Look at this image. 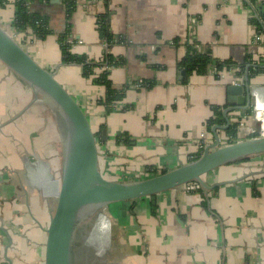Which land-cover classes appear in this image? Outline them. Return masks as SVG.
<instances>
[{"label":"crops","instance_id":"0c3cea01","mask_svg":"<svg viewBox=\"0 0 264 264\" xmlns=\"http://www.w3.org/2000/svg\"><path fill=\"white\" fill-rule=\"evenodd\" d=\"M13 1L8 0L2 8L9 11L6 20L9 26ZM262 1L76 0L69 19L74 40L72 52L86 56L91 62H99L105 52L123 59V63L110 68L109 78L115 87H134L126 89L124 98L108 114L98 102L103 87L92 83L90 77H83L81 65L60 61L58 34L67 26L63 0L39 5L52 29L45 38L32 34L19 36L29 53L36 55L41 65L55 70L56 76L60 74L78 96L76 99L95 123L99 160L114 176L111 179L138 180L154 175L153 171L157 174L190 161L214 141L220 130L224 132L226 128L222 126H226L227 120L230 125L235 123V117L242 119L244 125L238 131V139L254 134L257 124L247 113L250 106L226 110L230 106L229 73L219 78L211 70L205 74H186L179 63L186 45L197 42L200 49H209L214 59L231 60L230 66L239 68L243 64L246 72L251 66L264 67V42L255 39V27L250 21L258 16L256 12L259 14L253 5H261ZM100 14L107 15L111 41L99 34ZM143 80L151 81L152 85L138 86ZM249 82L264 85V71ZM24 85L0 62V124L5 139L0 144L9 155L12 152L11 158L20 155L13 153L7 134L17 130L15 126L19 124L25 126L24 108L31 105L25 104L27 99L21 96L26 89L29 93ZM213 107L222 110L224 124L208 125ZM15 114L14 120L19 121L9 122ZM121 134L126 135L125 139L117 141ZM227 139V135L220 137L222 143ZM43 177L46 191L57 195V181L48 177V183ZM3 181L0 264H10L9 259L16 264L10 253L9 236L13 240V233L7 231L14 215L21 211L14 206L17 199L14 184ZM202 181L192 190L180 186L159 193L155 203L148 197L123 205L113 203L110 208L117 217L118 236L123 238L122 243L115 241V250L122 254L123 264H264V154L221 165L204 174ZM138 208L137 223L127 220ZM105 225L110 229L109 219ZM37 231L40 242L36 252L41 264L44 233L40 227Z\"/></svg>","mask_w":264,"mask_h":264},{"label":"water","instance_id":"95a60500","mask_svg":"<svg viewBox=\"0 0 264 264\" xmlns=\"http://www.w3.org/2000/svg\"><path fill=\"white\" fill-rule=\"evenodd\" d=\"M0 62L24 81L28 88L48 97L60 112L63 123L64 161L54 207L45 226H41L44 233L41 264H74L77 232L84 227L86 220L96 212L101 213L99 210L111 203L147 197L155 203L157 194L190 181L203 183L202 176L221 165L264 154V136L222 143L216 134L214 141L207 144L196 159L175 168L132 181L107 178L100 169L99 134L86 109L60 82L55 70L41 65L16 39L14 33L1 24ZM180 72L183 73L182 70ZM245 79L247 81V72ZM250 90V83L244 86L227 85L230 106L226 110L249 108ZM236 102L239 105L235 106ZM228 126L227 120L226 126L222 127ZM101 133L105 139L106 129L103 128ZM9 238L11 244V236Z\"/></svg>","mask_w":264,"mask_h":264},{"label":"rangeland","instance_id":"374dc122","mask_svg":"<svg viewBox=\"0 0 264 264\" xmlns=\"http://www.w3.org/2000/svg\"><path fill=\"white\" fill-rule=\"evenodd\" d=\"M8 16V9L0 8L1 26L7 28V30L13 34L14 30L12 31L11 29L12 24L9 26L6 22ZM16 39L22 43L19 35L16 36ZM31 55L41 63L36 55L32 53ZM104 65L106 68V64ZM56 67L57 65L55 64L54 68L56 69ZM57 78L75 98L78 97L73 92L72 87L65 83L60 74H57ZM22 82L25 83L24 81ZM25 85L24 87H26ZM97 85L103 87L104 95V86L101 84ZM129 87L134 88L131 85H129ZM115 88L121 89L120 87ZM103 95H101V97ZM21 96L27 99L24 101L25 104H28L33 100L29 107L26 108L24 106L25 104L22 106L25 107L24 110L27 111L23 122L25 126L19 124L15 126V129L17 130H14V132L11 133L8 132L7 134L8 142L11 141L13 145V153H18L20 157L14 156L11 158L10 156L12 155V152L9 155L6 150H3L2 145L0 144V161L2 159L3 162V165L0 166V182L3 180V182L9 180L8 183L11 182L14 184L17 198L15 199L14 206L21 211L19 214L14 215V218L12 219L13 222L9 225L10 229L7 231L8 234L13 233V240L10 249V253L12 254L11 257L16 264H38L36 246H38V242H40V233L38 234L37 229L39 227L41 228V226H45L49 213L52 211L56 201V195L46 191L48 188L42 184L44 180L43 176H45L48 183V177L53 178L59 183L64 161L65 135L63 123L60 118L61 114L48 97L39 91L34 92L30 87L29 93L26 89L25 93H21ZM95 100L97 99L95 98ZM79 103L81 102L79 101ZM33 105H35V107H32ZM16 115L17 114L9 119V122L19 121L18 119L14 120ZM237 119L239 118L235 117V120ZM90 121L96 129L94 121L91 118ZM2 128L3 126L0 124V141L5 140L4 136H2ZM16 131H19V133ZM218 135L220 137H226L225 132H222L221 130ZM241 138H245V136L243 135ZM28 140L30 142H28ZM8 151H10L9 147ZM100 161V169L103 175L107 178H114V176L105 170L101 159ZM10 162H12V164ZM37 171L41 173L37 174ZM0 191H2L1 186ZM118 203L123 205L124 202ZM113 205L114 204L111 203L110 205L101 208L99 210L101 213L96 212L92 218L85 221L83 224L84 227L77 232L74 246V264H123L124 259L122 254L118 255L115 250V247L117 246L115 241L120 240L122 243L123 238L118 236L119 232L116 229L117 226L115 222L117 217L112 214L113 209L110 208ZM139 215L140 211L138 208V210H135L134 215L130 214L129 217H127V220L131 219L132 222L137 223ZM1 217L2 214L0 213V218ZM107 219L110 221V229L105 225ZM103 231V235H109L106 244H101V242L92 238L93 234L96 232L102 233Z\"/></svg>","mask_w":264,"mask_h":264},{"label":"trees","instance_id":"16d2710c","mask_svg":"<svg viewBox=\"0 0 264 264\" xmlns=\"http://www.w3.org/2000/svg\"><path fill=\"white\" fill-rule=\"evenodd\" d=\"M49 2V0H14L13 1V19L12 27L13 30L17 33L30 29L33 36L39 39L45 38V36L52 32L50 28L48 17L40 10L39 5L41 3ZM253 3L255 1H252ZM8 0H0V8H4ZM66 12V21L67 26L62 33L58 34L59 49H60V61L62 63H76L81 65L82 71L81 74L84 77H90L93 83L101 84L105 88V94L99 98L98 102L104 105L106 113L113 111L117 104L124 98L125 91L129 87L125 85L121 89L113 87L112 81L109 78V69L102 68L104 64L106 66H114L120 63H123V59H116L111 54L105 52L103 57L99 62L87 61L86 56L77 55L72 52L71 44L67 41L70 35V22L69 19L71 14L76 6V0H63ZM256 10H258L257 17H251L250 21L255 27L257 32L263 31L264 23V0L261 5L255 4ZM37 8H36V7ZM107 15L100 14L97 20L98 31L101 38L111 41L113 35L108 29ZM197 42H193L186 45V51L180 60V66L186 72V74L191 72H196L198 74H205L210 71L213 67L216 68V73L213 75L215 77H220L218 71L227 70L232 64L231 60L218 61L214 59L211 55L209 49H200ZM244 65L241 64L240 68L245 72ZM100 69V70H99ZM97 70V71H96ZM259 71H264L262 66H251L247 70V81H249L255 74ZM238 75H241V71L238 72ZM141 86L150 87L152 85L151 81L143 80ZM32 107H35L33 105ZM213 116L208 120V125L212 124H224L225 119L222 115V110L219 107H213ZM247 113H250V109ZM238 123L230 124L225 130V134L228 139L227 142H232L237 140L238 137ZM256 135V133L251 136ZM125 134H121L117 137V141H122L125 139ZM124 137V138H123ZM203 149H200L191 160L196 159L202 152ZM155 174L156 172L153 171Z\"/></svg>","mask_w":264,"mask_h":264},{"label":"built area","instance_id":"2783aa9c","mask_svg":"<svg viewBox=\"0 0 264 264\" xmlns=\"http://www.w3.org/2000/svg\"><path fill=\"white\" fill-rule=\"evenodd\" d=\"M255 7V5H253ZM257 12L255 13V16H257ZM13 28V27H12ZM19 34L23 35H28L32 34L30 29H27L22 32H15L14 31V36H18ZM33 35V34H32ZM255 39L261 42H264V23H263V31L262 32H257L255 30ZM22 41V40H21ZM67 41L73 45L74 40L72 37H69ZM105 66V65H104ZM105 68V67H104ZM110 66H107L106 69L110 70ZM237 71H241V75L236 74ZM211 73L214 74L216 73V68L211 69ZM229 73V84L232 85H242L244 86L245 84L249 83V81H246L244 72L242 69L236 66H230L229 69L223 70V71H218V74L220 77L226 76V74ZM141 82L138 83V86H141ZM251 103H250V113L249 116L257 124V129L254 131L256 135L254 136H264V85H254L251 84ZM242 119L239 118L235 120V123H238V128L242 129L244 123L241 121ZM240 123V124H239ZM231 124V123H230ZM200 185L197 181H190L187 182L186 184L183 185L184 189L186 190H192L195 188H198Z\"/></svg>","mask_w":264,"mask_h":264},{"label":"flooded vegetation","instance_id":"af4514ba","mask_svg":"<svg viewBox=\"0 0 264 264\" xmlns=\"http://www.w3.org/2000/svg\"><path fill=\"white\" fill-rule=\"evenodd\" d=\"M104 226V225H103ZM104 228V227H103ZM95 230H96V228H95ZM103 233H104V231L102 232V233H98V232H96L95 234H93V239H96V241H99V242H101V244L103 243V244H106L108 241V239H109V235L108 236H106L105 234L103 235Z\"/></svg>","mask_w":264,"mask_h":264},{"label":"bare ground","instance_id":"6f19581e","mask_svg":"<svg viewBox=\"0 0 264 264\" xmlns=\"http://www.w3.org/2000/svg\"><path fill=\"white\" fill-rule=\"evenodd\" d=\"M100 215V214H99ZM97 222H98V220H97ZM95 228H96V225H95ZM93 237V236H92Z\"/></svg>","mask_w":264,"mask_h":264}]
</instances>
